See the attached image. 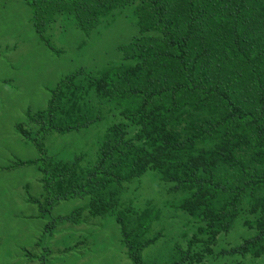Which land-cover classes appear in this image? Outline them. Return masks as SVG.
Segmentation results:
<instances>
[{
    "label": "trees",
    "instance_id": "1",
    "mask_svg": "<svg viewBox=\"0 0 264 264\" xmlns=\"http://www.w3.org/2000/svg\"><path fill=\"white\" fill-rule=\"evenodd\" d=\"M22 1L41 40L58 53L44 31L59 16L90 34L132 7L138 31L121 44L122 62L61 79L47 109L29 115L39 126L35 137L19 126L39 157L13 165L39 164L45 206L88 197L94 216H118L131 258L142 264L141 251L158 239H142L155 215L149 209L126 214L121 194L152 169L185 194L180 208L197 226L190 244L203 236L214 240L243 217L255 234L228 253L263 256L264 0ZM103 105L120 109L127 121L107 129L84 171L81 155L62 162L47 153L42 137L88 127L103 119ZM131 125L138 127L135 134ZM178 249L174 264L201 260V252Z\"/></svg>",
    "mask_w": 264,
    "mask_h": 264
},
{
    "label": "rangeland",
    "instance_id": "2",
    "mask_svg": "<svg viewBox=\"0 0 264 264\" xmlns=\"http://www.w3.org/2000/svg\"><path fill=\"white\" fill-rule=\"evenodd\" d=\"M131 15L129 7L109 27L90 34L72 18L59 16L44 31L58 53L39 37L27 3L0 0V264H134L117 215L94 216L86 207L88 197L45 206L39 164L13 165L39 157V149L19 126L36 136L39 126L29 115L47 109L51 90L62 78L80 68L97 74L122 62L121 44L138 32ZM78 82L88 89L84 77ZM102 110L103 119L86 128L42 137L47 153L62 162L81 155L79 172L84 171L96 159L107 129L127 121L112 105ZM129 129L135 134L138 127ZM172 186L148 169L125 184L121 194L126 214L136 217L149 209L155 215L142 239H158L141 251L142 264H174L181 256L178 246L191 248L193 256L201 252V260L195 256L184 264H264V255L228 253L255 234L243 217L214 240L203 236L190 244L197 226L180 208L185 194L172 191Z\"/></svg>",
    "mask_w": 264,
    "mask_h": 264
}]
</instances>
